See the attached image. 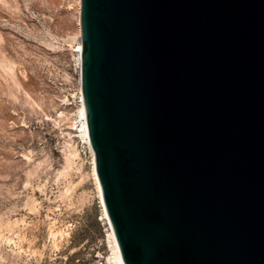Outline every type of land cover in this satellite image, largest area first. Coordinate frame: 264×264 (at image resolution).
Masks as SVG:
<instances>
[{
  "label": "water",
  "instance_id": "95a60500",
  "mask_svg": "<svg viewBox=\"0 0 264 264\" xmlns=\"http://www.w3.org/2000/svg\"><path fill=\"white\" fill-rule=\"evenodd\" d=\"M81 42L125 264H264V0H81Z\"/></svg>",
  "mask_w": 264,
  "mask_h": 264
},
{
  "label": "rangeland",
  "instance_id": "374dc122",
  "mask_svg": "<svg viewBox=\"0 0 264 264\" xmlns=\"http://www.w3.org/2000/svg\"><path fill=\"white\" fill-rule=\"evenodd\" d=\"M77 7L0 0V264H116L81 125Z\"/></svg>",
  "mask_w": 264,
  "mask_h": 264
},
{
  "label": "bare ground",
  "instance_id": "6f19581e",
  "mask_svg": "<svg viewBox=\"0 0 264 264\" xmlns=\"http://www.w3.org/2000/svg\"><path fill=\"white\" fill-rule=\"evenodd\" d=\"M77 6H78L77 7L78 10L80 11L81 0H77ZM78 34L81 35L80 25H79V29H78ZM77 50L79 51V61L81 62V54H82V44L81 43L79 44ZM80 90H81V86H80ZM80 114H81L82 131H83V134H84V137H85L86 141L90 144L88 128H87V120H86V110H85V106H84L83 100H82V104H81V108H80ZM90 148L92 150L91 145H90ZM92 152H93V150H92ZM94 165H95V161H94ZM94 172H95V175H96L95 166H94ZM96 178H97V175H96ZM97 184H98V188H99V191H100V194H101V198H102L101 188H100L98 180H97ZM103 207H104V205H103ZM104 213H105V216H106V218L108 220V216L106 214L105 208H104ZM108 222H109V220H108ZM109 225H110V230H111V236H112L113 243H114V251H115V258L114 259L116 261L115 263L116 264H125V262H124V260L122 258V254L120 252V248H119L118 242L116 240V236L114 234V231L112 229V226H111L110 222H109Z\"/></svg>",
  "mask_w": 264,
  "mask_h": 264
},
{
  "label": "built area",
  "instance_id": "2783aa9c",
  "mask_svg": "<svg viewBox=\"0 0 264 264\" xmlns=\"http://www.w3.org/2000/svg\"><path fill=\"white\" fill-rule=\"evenodd\" d=\"M80 70H81V63H80V66H79Z\"/></svg>",
  "mask_w": 264,
  "mask_h": 264
}]
</instances>
